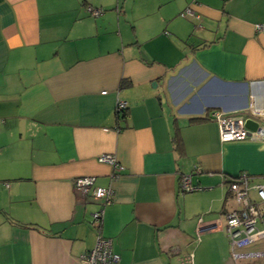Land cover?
Masks as SVG:
<instances>
[{
	"label": "crops",
	"instance_id": "1",
	"mask_svg": "<svg viewBox=\"0 0 264 264\" xmlns=\"http://www.w3.org/2000/svg\"><path fill=\"white\" fill-rule=\"evenodd\" d=\"M258 25L264 0H0V264H83L99 236L121 264H232L229 184L264 181V141L223 144L216 114L264 110ZM84 177L113 190L100 224Z\"/></svg>",
	"mask_w": 264,
	"mask_h": 264
},
{
	"label": "built area",
	"instance_id": "2",
	"mask_svg": "<svg viewBox=\"0 0 264 264\" xmlns=\"http://www.w3.org/2000/svg\"><path fill=\"white\" fill-rule=\"evenodd\" d=\"M94 16H99V10L90 9ZM186 15L193 16L191 8L185 10L182 17ZM256 31H264V26H256ZM127 102L119 101L116 111L118 113L126 110ZM260 117V119H258ZM216 119L220 128V140L223 144L242 142V141H264V132H251L245 127V119L240 116H228L224 113H217ZM254 119L263 123L264 110H259L254 114ZM264 131V130H263ZM98 163L111 166L118 174L125 171L116 157L111 154H102L97 158ZM253 176L246 172L240 173L233 178L229 184V191L238 205L236 210L225 214L226 234L232 255V264H240V261L253 258L264 257V251L242 252L243 248L264 241V181L253 183ZM74 189L81 194L92 193L93 197L100 202V210L94 214L93 221L100 224L104 216L105 207L112 202L113 190L111 188L98 187L95 177L78 178L74 181ZM180 190L185 194L201 191V188L195 187L191 182L190 175H182L180 179ZM256 193V198L252 193ZM202 219L199 221L197 230L198 237L202 231L216 228L217 226H201ZM192 264L193 256L188 260ZM185 264H189V263ZM83 264H121V258L113 251V244L110 239L99 236L95 248L89 251L83 257Z\"/></svg>",
	"mask_w": 264,
	"mask_h": 264
},
{
	"label": "water",
	"instance_id": "3",
	"mask_svg": "<svg viewBox=\"0 0 264 264\" xmlns=\"http://www.w3.org/2000/svg\"><path fill=\"white\" fill-rule=\"evenodd\" d=\"M258 119H260V117H258ZM263 123H260L259 121H257L254 118H247L245 119V127L251 131V132H256V131H260V132H264V126L262 125Z\"/></svg>",
	"mask_w": 264,
	"mask_h": 264
},
{
	"label": "trees",
	"instance_id": "4",
	"mask_svg": "<svg viewBox=\"0 0 264 264\" xmlns=\"http://www.w3.org/2000/svg\"><path fill=\"white\" fill-rule=\"evenodd\" d=\"M126 110H127V109H126ZM126 110H124V111L120 112L119 114H121V113L125 112ZM194 193H196V192H194ZM189 194H192V193H189Z\"/></svg>",
	"mask_w": 264,
	"mask_h": 264
}]
</instances>
